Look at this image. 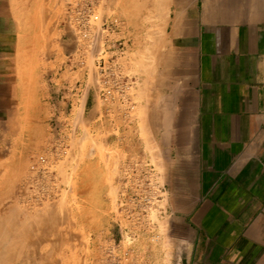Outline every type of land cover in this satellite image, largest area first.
Returning <instances> with one entry per match:
<instances>
[{"label":"rangeland","instance_id":"rangeland-1","mask_svg":"<svg viewBox=\"0 0 264 264\" xmlns=\"http://www.w3.org/2000/svg\"><path fill=\"white\" fill-rule=\"evenodd\" d=\"M13 1L22 30L13 98L0 100V264H178L157 133L173 94L169 0ZM90 14L101 29L80 22ZM97 60L113 97L94 94Z\"/></svg>","mask_w":264,"mask_h":264},{"label":"crops","instance_id":"crops-1","mask_svg":"<svg viewBox=\"0 0 264 264\" xmlns=\"http://www.w3.org/2000/svg\"><path fill=\"white\" fill-rule=\"evenodd\" d=\"M13 4L0 0V100L16 82ZM165 30L157 133L178 264H264V0H169Z\"/></svg>","mask_w":264,"mask_h":264},{"label":"built area","instance_id":"built-area-1","mask_svg":"<svg viewBox=\"0 0 264 264\" xmlns=\"http://www.w3.org/2000/svg\"><path fill=\"white\" fill-rule=\"evenodd\" d=\"M99 20H100L99 16L96 14L95 15L94 14L82 15V17L80 18V22L83 25H92L93 27L96 26L95 28L98 27L99 29H101L102 25L101 26L96 25V23H98ZM80 30L84 31V32L86 31L83 29H80ZM95 64H96V67L99 68V70H98V87H97V91L95 90L94 94L97 97H110V96L114 95V91H112V89H110V87H109L110 85H109L107 79H105L108 77V72L105 69L107 65L105 63H103V61H101V60H97ZM114 83L118 84V86H122V83L128 85L129 81L126 80L124 82V80L122 78L115 77ZM123 93L124 92H121V93H119V95H123ZM39 162H41V163L45 162V158L43 156H40ZM32 167H34V166H32Z\"/></svg>","mask_w":264,"mask_h":264},{"label":"bare ground","instance_id":"bare-ground-1","mask_svg":"<svg viewBox=\"0 0 264 264\" xmlns=\"http://www.w3.org/2000/svg\"><path fill=\"white\" fill-rule=\"evenodd\" d=\"M158 7V6H157ZM159 12H161V11H159ZM177 18V17H176ZM177 21V20H176ZM158 26V25H157ZM157 28V27H156ZM159 29V28H158ZM154 31V30H153ZM155 31H157V30H155ZM156 45V44H155ZM158 45V44H157ZM148 49V48H147ZM154 49V48H153ZM151 50V49H150ZM156 50V49H155ZM149 53V52H148ZM153 55H155V54H153ZM143 63V62H142ZM143 65V64H142ZM139 66V65H138ZM143 67V66H142ZM149 67V66H148ZM145 68V67H144ZM146 69V68H145ZM144 69V70H145ZM150 69V68H149ZM147 70H148V68H147ZM149 72V71H148ZM145 75H146V73H145ZM147 79V78H146ZM151 79V78H150ZM154 79V78H153ZM144 81V80H143ZM150 82V81H149ZM147 88V87H146ZM146 88H145V91H146ZM154 89V88H153ZM128 90V89H127ZM154 91V90H153ZM117 93V92H116ZM154 93V92H153ZM147 94V93H146ZM150 94H151V92H150ZM149 94V95H150ZM152 96V95H151ZM156 96V95H155ZM158 96V95H157ZM113 97V96H112ZM147 98V97H146ZM152 98V97H151ZM158 99V98H157ZM147 102V101H146ZM154 104V103H153ZM155 106H156V104H155ZM155 106H153V107H155ZM151 133V132H150ZM16 203V202H15ZM37 210V209H36ZM39 210V209H38ZM37 210V211H38ZM38 212H40V211H38ZM26 213V212H25ZM26 215V214H25ZM34 216V215H33ZM26 218V217H25ZM46 220V219H45ZM10 221V220H9ZM30 221V220H29ZM21 222V221H20ZM28 222V221H27ZM25 223H26V221H25ZM24 224V223H23ZM27 224V223H26ZM38 225H39V223H38ZM41 226H42V224H40ZM8 226V225H7ZM22 226V225H21ZM26 226V225H25ZM34 226H36V224L34 225ZM1 228V227H0ZM9 229V228H8ZM37 229V228H36ZM5 230V229H4ZM41 230V229H40ZM39 230V231H40ZM34 232V231H33ZM2 233H0V235H1ZM32 235V234H31ZM36 235H37V233H36ZM40 235V234H39ZM2 236V235H1ZM0 236V237H1ZM28 236V235H27ZM35 236V235H34ZM29 237V236H28ZM30 237H32V236H30ZM30 240V239H29ZM47 242V241H46ZM5 243H7V241L5 242ZM49 245V244H48ZM4 246V245H3ZM50 246V245H49ZM2 247V246H1ZM0 247V248H1ZM6 247V246H5ZM37 247V246H36ZM3 249V248H2ZM11 249V248H10ZM35 249H37V248H35ZM8 250V249H7ZM9 251V250H8ZM43 252H44V250H43ZM3 253V252H2ZM5 253H11L10 251L9 252H5ZM47 252H45V254H46ZM48 254V253H47ZM46 254V255H47ZM49 255V254H48ZM50 256V255H49ZM8 258V257H7ZM1 261V260H0ZM2 264H3V262H1ZM10 263V262H9Z\"/></svg>","mask_w":264,"mask_h":264}]
</instances>
